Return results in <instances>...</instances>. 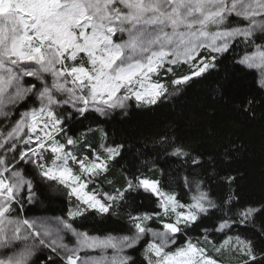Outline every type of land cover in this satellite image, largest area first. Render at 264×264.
Returning <instances> with one entry per match:
<instances>
[{
    "label": "snow or ice",
    "instance_id": "snow-or-ice-1",
    "mask_svg": "<svg viewBox=\"0 0 264 264\" xmlns=\"http://www.w3.org/2000/svg\"><path fill=\"white\" fill-rule=\"evenodd\" d=\"M234 49L239 65L259 69L264 91V0H0V264H36L41 255L39 264H137L128 252L140 245L139 264H264L252 240L226 235L264 210L240 205L235 175L207 174L228 188L214 195L196 171L202 155L166 132L153 143L184 161L182 175L165 185L138 170L124 176L123 188L103 191L91 186L124 145L109 143L99 126L69 134L76 116L126 112L131 100L149 108L178 94ZM184 65L189 73L178 74ZM89 136H98L96 146ZM238 150L229 145L221 156ZM27 165L66 197V212L27 214L37 200ZM181 186L187 202L170 190ZM140 191L155 206L130 208L127 234L76 227L91 213L116 214L128 193ZM206 218L213 226L201 238L188 236ZM216 235L225 238L217 243Z\"/></svg>",
    "mask_w": 264,
    "mask_h": 264
},
{
    "label": "trees",
    "instance_id": "trees-1",
    "mask_svg": "<svg viewBox=\"0 0 264 264\" xmlns=\"http://www.w3.org/2000/svg\"><path fill=\"white\" fill-rule=\"evenodd\" d=\"M237 60V51H229L218 57L214 68L181 86L178 94L170 95L149 108H137L135 100H131L126 112L118 109L106 117L96 113L74 117L69 122L72 127L69 134L99 126L107 131L109 143L124 145L121 156L112 163L107 175L99 177L91 188L97 185L103 191L123 188L124 176L138 170L153 179H161L165 185L170 176L182 175L187 170L183 166L184 161L166 156L153 143L167 132L177 142L183 143L187 150L202 155L201 166L196 171L209 181L214 195L223 196L228 188L217 177L209 179L207 174L213 170L218 176L237 177L232 188L239 196L240 205L264 208V91L259 88L256 71L239 65ZM188 73L187 65L178 69V74ZM170 79L167 78L166 82L169 92H172ZM88 139L93 146L99 142L98 136H89ZM232 144L239 150L224 159L221 153ZM144 161L151 163L144 167ZM27 175L35 178L37 196L35 205L28 206L29 216H59L66 212L68 204L64 195L43 184L31 165H27ZM109 180L114 183L109 184ZM170 190L177 191L180 199L187 202L188 193L182 186ZM126 200L128 203L116 214L100 216L91 213L76 227L94 235L127 234L130 208L143 212L151 211L155 205L154 198L143 191L128 193ZM214 223V219L206 218L192 227L188 236L194 240L201 238L202 230L211 228ZM237 234L252 240L257 250H264V210L258 212L248 225H237L226 233ZM214 238L219 243L225 236L216 235ZM178 239L182 243L185 237ZM141 249L142 245L128 252L137 264ZM209 252L215 255L211 246ZM43 258V255L39 256L36 264Z\"/></svg>",
    "mask_w": 264,
    "mask_h": 264
},
{
    "label": "rangeland",
    "instance_id": "rangeland-1",
    "mask_svg": "<svg viewBox=\"0 0 264 264\" xmlns=\"http://www.w3.org/2000/svg\"><path fill=\"white\" fill-rule=\"evenodd\" d=\"M252 70H255L257 75H258V72H259V69H252ZM129 255V254H128Z\"/></svg>",
    "mask_w": 264,
    "mask_h": 264
}]
</instances>
